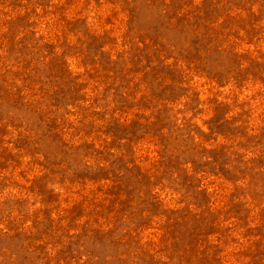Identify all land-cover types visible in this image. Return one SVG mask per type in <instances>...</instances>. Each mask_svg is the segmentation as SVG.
I'll return each mask as SVG.
<instances>
[{
	"label": "rangeland",
	"instance_id": "obj_1",
	"mask_svg": "<svg viewBox=\"0 0 264 264\" xmlns=\"http://www.w3.org/2000/svg\"><path fill=\"white\" fill-rule=\"evenodd\" d=\"M0 264H264V0H0Z\"/></svg>",
	"mask_w": 264,
	"mask_h": 264
}]
</instances>
